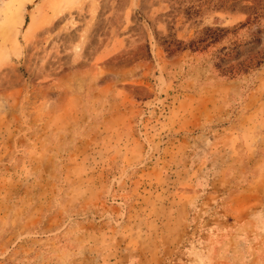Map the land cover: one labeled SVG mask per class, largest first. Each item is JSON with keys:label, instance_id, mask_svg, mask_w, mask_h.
I'll return each mask as SVG.
<instances>
[{"label": "rangeland", "instance_id": "1", "mask_svg": "<svg viewBox=\"0 0 264 264\" xmlns=\"http://www.w3.org/2000/svg\"><path fill=\"white\" fill-rule=\"evenodd\" d=\"M0 264H264V0H0Z\"/></svg>", "mask_w": 264, "mask_h": 264}]
</instances>
